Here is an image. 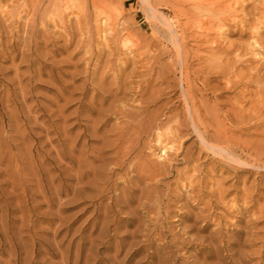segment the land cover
Masks as SVG:
<instances>
[{"label":"rangeland","instance_id":"obj_1","mask_svg":"<svg viewBox=\"0 0 264 264\" xmlns=\"http://www.w3.org/2000/svg\"><path fill=\"white\" fill-rule=\"evenodd\" d=\"M0 1V20L8 19L5 12L12 8ZM71 1L44 0L43 6L60 2L65 10ZM181 1L76 0L71 10L52 14L56 20L47 15L46 25L39 24L31 61L23 62L16 51L13 60L12 49L0 46L6 50H0V264H264V126L259 123L264 117L249 112L260 83L247 84L258 70L264 72L262 5L260 0H202L212 12L203 11L193 23L180 10L194 3ZM172 32L186 34L191 71L214 56L209 47L233 50L230 78L237 87L227 90L228 78L211 73L192 83L202 88L210 108L226 102L222 113L230 108L229 97H245L241 114L248 111L249 122L232 127L239 138L230 146L233 155L207 150L196 162L187 160L199 149L193 130L182 147L179 141L155 142L176 123L160 117L159 128L133 134L136 147L128 141L133 151L122 166L115 165L122 146L117 139L130 119L116 111L123 101L139 105L141 97H153L149 114L157 106L168 115L184 111L182 56ZM175 145L181 147L178 157L167 161V171H158L167 157L164 149ZM137 153L145 162L140 164L156 172L153 179L145 170L143 175L142 169L132 170Z\"/></svg>","mask_w":264,"mask_h":264},{"label":"bare ground","instance_id":"obj_2","mask_svg":"<svg viewBox=\"0 0 264 264\" xmlns=\"http://www.w3.org/2000/svg\"><path fill=\"white\" fill-rule=\"evenodd\" d=\"M6 2H8V4H7V7H8V9L9 8H12V9H9L7 12H5L9 17H8V19H3L2 18V20H0V46H5V48L7 49V50H9V49H12L11 51H12V58H13V60L16 58V55L14 54V51H16V52H20L21 53V59H22V61L24 62V61H27V62H29V61H31V59H32V57H33V54H34V51H35V49L37 50V46L39 45V41H38V32L39 31H41V30H39V24L41 25V26H43V25H46L45 23V19H47L46 18V16L47 15H49L48 16V19L50 20V18H51V20L52 19H55V14H56V16H57V14H59L60 13V11L62 12V13H64V11L65 10H67V8H69L68 6L70 5H72L73 3H75V1L76 0H69V1H71V3H69V5L67 6V8L65 9V10H63V9H61V4H59L60 2H56L55 3V6H53L52 5V7L51 8H48V7H45L46 5H48L49 6V4H45V6H43V2H44V0H5ZM48 1H51V0H48ZM67 1V0H66ZM87 1H90V0H87ZM93 1V0H92ZM95 1V0H94ZM148 2H149V0H147ZM178 1H180V0H178ZM192 2V3H194V8H190V7H187V9L185 10V8H182V6H181V9L183 10H180L181 12H183V13H185V15H187L188 17H190V19L192 18L193 20H194V22L193 23H195V19L194 18H196V20H197V17H195V16H197L198 15V18H199V16H200V14L201 15H204V13L202 14V12L203 11H207V10H209V4H207L208 6H206L208 9H206V7L204 6V1L202 2V0H182L181 2ZM1 2V1H0ZM46 2H47V0H46ZM106 2V1H105ZM147 2V3H148ZM190 2V3H191ZM213 2H215V1H213ZM213 2H212V4H213ZM68 3V2H67ZM89 3V2H88ZM88 3H87V5H88ZM96 3V2H95ZM189 3V4H190ZM192 3H191V5H192ZM209 3V2H208ZM217 3V2H216ZM66 4V3H65ZM90 4V3H89ZM155 4V3H154ZM153 4V5H154ZM188 4V5H189ZM196 4V5H195ZM95 5V4H94ZM147 5H149V4H147ZM206 5V4H205ZM214 6H215V3L213 4ZM260 5H262L261 6V10H263L262 11V14L261 15H263L264 14V0H260ZM97 6V5H96ZM216 6H217V4H216ZM45 7V8H44ZM75 7V6H74ZM205 7V8H204ZM212 7V6H211ZM178 8V7H177ZM176 8V9H177ZM190 8V9H189ZM216 7H214V9H215ZM259 8V7H258ZM70 10H71V7L69 8ZM74 9V8H73ZM72 9V10H73ZM152 9V8H151ZM180 9V8H179ZM205 9V10H204ZM213 8H211V10H212ZM1 10V9H0ZM13 10H16V11H18V14H19V16L17 17L16 15V17L15 16H13L14 15V13H13ZM77 10V9H76ZM84 10V9H83ZM178 10V9H177ZM211 10H209V11H211ZM256 10V9H255ZM149 11V10H148ZM257 11H258V9H257ZM260 11V10H259ZM72 12H74V10L72 11ZM151 12H152V10H151ZM212 12V11H211ZM215 12H217V11H215ZM4 13V14H5ZM13 13V14H12ZM55 13V14H54ZM77 13V12H76ZM214 13V12H213ZM258 13V12H257ZM16 14V13H15ZM52 14H54V15H52ZM68 14V13H67ZM154 14V13H153ZM182 14V13H181ZM211 15H208L209 17L210 16H212L213 14L212 13H210ZM6 15V16H7ZM11 15L13 16V17H15V18H11L10 19V17H11ZM160 15V14H159ZM54 16V17H53ZM62 16V15H61ZM205 16V15H204ZM207 16V17H208ZM252 16H253V14H252ZM259 16V15H258ZM264 16V15H263ZM58 17V16H57ZM63 17V16H62ZM62 17H59V18H62ZM161 17H162V15H161ZM216 17V16H215ZM255 17V16H254ZM257 17V16H256ZM58 18V19H59ZM64 18V17H63ZM163 18V17H162ZM200 18H202L201 16H200ZM200 18H199V20H200ZM247 18V17H246ZM57 19V20H58ZM168 19V18H167ZM204 19V18H203ZM203 19H202V22H203ZM222 19V18H221ZM255 19V18H254ZM24 21V25H23V27L22 28H20L19 26H21V24H19L21 21ZM56 20V19H55ZM60 20V19H59ZM193 20H188L187 22H189V21H193ZM252 20V19H251ZM160 21H161V19H160ZM170 21V20H169ZM204 21H206V19L204 20ZM223 21H224V19H223ZM47 22H50V21H48L47 20ZM171 22V21H170ZM199 22V21H198ZM201 22V28H203L202 27V23ZM22 23V22H21ZM206 23V22H205ZM222 23V22H221ZM182 24V23H181ZM197 24V23H196ZM199 25H197L199 28H200V22L198 23ZM172 25V24H171ZM186 25V24H185ZM187 25H190V26H192L193 24H190V23H187ZM186 25V26H187ZM221 25V24H220ZM8 26H10V28L9 29H11V27L13 26L14 27V29H13V31H8L9 29H8ZM190 26H189V28H190ZM194 26H196L195 24H194ZM197 27V28H198ZM46 28V27H45ZM171 28V27H170ZM188 28V27H187ZM186 28V29H187ZM8 29V30H7ZM41 29V28H40ZM44 29V28H43ZM185 29V30H186ZM210 29H212V28H210ZM12 30V29H11ZM45 30V29H44ZM173 30V29H172ZM179 30V29H178ZM177 30V31H178ZM200 30V29H199ZM202 30H204V29H202ZM187 31V30H186ZM190 31V30H189ZM198 31V29L195 31V32H197ZM206 31V30H205ZM45 32V31H44ZM168 32V31H167ZM182 32V31H181ZM194 32V31H193ZM199 32V31H198ZM164 33H166V32H164ZM180 33V32H179ZM205 33V32H204ZM204 33H200L201 34V36L199 35V34H196V35H198V37H200L199 39H201V37H203L202 35L204 34ZM47 34V33H46ZM168 34V33H167ZM182 33H180V35L179 34H174V32H172V40H173V42H174V45H175V47L178 49V51H179V53L181 54V56H182V68H181V82H180V84H181V87H182V92H183V94L180 96V98L182 99V101H184V104L182 105V107H184V111L182 110V112H179V113H175V114H169L168 115V113H166V112H164V109H162L161 110V108L162 107H156V109L155 108H153V110L151 109V113L149 114V112L147 113V111H148V109H149V107H150V105L152 104V103H155L152 99H153V97H152V93H151V97H152V99H150V97H149V99H142V97H141V101H140V99H138L140 102L138 103L139 105H134L133 103H130V102H126V101H123V105L122 106H118L119 108L116 110L118 113H120L124 118H130V119H127L126 120V122L124 123V124H122V125H124L123 126V129L125 128V131H122L121 130V134H120V136L118 137V139L117 140H119V142H120V144L122 143V146L121 145H118V143H116V141H115V143L119 146H117L118 147V151H116V153L117 154H115V162H114V164L115 165H118V166H122L124 163H125V161H126V158H127V156L129 155V151H130V153H131V151H133L132 149H133V144H137V140L135 141V143H133V141L131 140V139H133V136L135 135L134 133H137V134H139V132H141L142 131V133H143V131L144 132H148V131H151L152 129H155V128H159L158 127V122L157 121H159V120H161V118H167L169 121L168 122H170L171 120H173L174 118H175V126H173V128H171V130L170 131H168L167 133H165V132H163V133H159V137H157L156 139H157V141H155V142H157L158 143V145L159 146H161L160 144H164V143H162V142H165L166 141V145H168V141L169 142H175L176 143V141H179L180 142V146L182 145V144H184V141L182 140L183 138H184V136H186V135H189V134H191V131L193 130L194 132H195V134L197 135V137H198V139H199V144H198V142L197 141H195L194 143H195V147L197 148H199L198 149V153H197V155H195V153L193 152V151H190V154L187 156V160H188V158L190 157V158H192V159H195L196 158V160H194V161H196L197 162V160H199L200 159V156H201V154L203 153V152H205V151H207V150H212V151H215L216 152V154L217 153H219L218 155H219V157H220V154H222V153H226L228 156H231V155H233V151H235V147H230V146H232V144H233V142L235 141V139H239L238 137L237 138H235V134H234V132L233 131H236V130H234V129H232V127H237V126H239V125H241L242 123H243V125H241V126H243L244 127V122L245 121H248L249 119V116H247L246 114L248 113V115H250V113L249 112H255V113H253L254 115L256 114V118L257 117H264V72H262L261 70H258L254 75H252V77L248 80V85L249 86H251L250 84V82H252L253 83V81L254 82H258V83H260V85L258 86V88L256 89V91H255V93H253L254 95H255V97H257V99H255L254 100V96H253V105H251V106H253V111H250V109L252 110V107H250V109H249V112L247 111V113L246 114H241L242 112H243V109H244V104H243V102H245L246 100V98L245 97H243V96H241V95H237L238 96V98L237 99H232V98H234V97H232V98H230L229 97V99H227L228 100V102H229V104H230V108L229 109H227L224 113H222V112H219V108H221V107H224L223 105H225V103H223V101H221V102H215V104L212 106V108H210L209 106H208V103H206V102H208V100L207 101H204V100H206L207 99V97H205L206 99H204L203 100V96H204V94H203V91H202V88H200L199 86V89H195L193 86L195 85H193V81H192V78H197V77H199L200 75H203V74H205V73H211V74H218V75H221V76H223V78L225 77V78H228V79H226V80H228L227 82H228V84H227V87H226V89L228 90H230L231 88L233 89V86L234 87H237V85L235 86V82L233 83V81H232V79L230 78L232 75H231V73H232V68L230 67V65L232 64V62H234V60L231 62V60L233 59H231V54L233 53V50L230 48V47H227V48H223V47H221L220 45H217V46H215V47H212V48H210L209 47V50L210 51H212L213 52V57H208V58H206L205 56H208V55H203L204 57H205V59L202 61L203 63L201 64V66L200 67H198V68H196V69H194L193 68V71H191V69H190V63H189V60L188 59H191V57L189 58L188 57V54H187V51H186V43L183 41L185 38H184V36L186 35L185 34V32L183 33L184 34V36L183 35H181ZM194 34V33H193ZM192 34V35H193ZM209 35L210 33H208V31H207V33H205V36L206 35ZM103 35V34H102ZM196 35H194V36H196ZM97 36V35H96ZM210 36H211V34H210ZM105 37V36H104ZM168 38H169V35L167 36ZM191 37V36H190ZM191 38H193V37H191ZM195 38V37H194ZM194 38H193V40H194ZM104 39V38H103ZM197 38H195V40H196ZM170 40V39H169ZM210 40H211V38H209V36H206V41L207 42H210ZM217 40H219V39H217ZM258 40H259V38H258V35H257V38L255 39V43L256 44H258ZM213 41V40H212ZM211 41V42H212ZM215 41V40H214ZM213 41V42H214ZM187 42V41H186ZM206 42V43H207ZM217 42V41H216ZM219 42H221L220 40H219ZM194 43V42H193ZM260 43H262V42H260ZM21 44V45H20ZM187 44H189L188 42H187ZM243 44V43H242ZM196 45V44H195ZM221 45H222V42H221ZM209 46V45H208ZM214 46V45H213ZM223 46V45H222ZM188 47V46H187ZM246 49V48H245ZM1 51H4L5 49H2V47H1V49H0ZM6 51V50H5ZM4 51V52H5ZM193 50L191 49V52H192ZM195 51V50H194ZM197 51H199V50H197ZM246 51V50H245ZM15 52V53H16ZM162 52H164V51H162ZM102 53V52H101ZM194 53V52H193ZM178 54V53H177ZM238 54V53H237ZM17 55H18V53H17ZM100 55L101 54H99L98 56L100 57ZM212 55V54H211ZM19 56V57H20ZM158 56H160V55H158ZM192 56H194V55H192ZM196 57H197V59L196 60H199V59H201V58H203V57H201V55L199 54V53H197V55H196ZM220 57L221 58H227L228 59V62L227 63H222V61L220 60ZM241 57H242V55H241ZM144 58V57H143ZM18 59V58H17ZM147 59V58H146ZM194 59V58H193ZM211 59H215V60H211ZM89 60V59H88ZM118 60V59H117ZM192 60V59H191ZM110 61V60H109ZM146 61V60H145ZM200 61V60H199ZM149 61H147V63H148ZM152 62H153V60H152ZM240 62V61H239ZM142 63V62H141ZM146 63V62H145ZM199 64V63H198ZM19 65V64H18ZM116 65V64H115ZM236 65V64H235ZM143 66V65H142ZM162 66V65H161ZM165 66V65H164ZM160 67V66H159ZM176 67H177V65H176ZM238 67V66H237ZM118 68V67H117ZM121 68V67H120ZM174 69H176L175 67H174ZM111 70H112V68H111ZM117 71V70H116ZM119 71V70H118ZM174 71V70H173ZM176 71V70H175ZM109 72V71H108ZM144 72V71H143ZM145 72H146V70H145ZM144 72V73H145ZM148 72H151L150 70L148 71ZM170 73V72H169ZM249 73V72H248ZM158 74V73H157ZM162 74V73H161ZM171 74V73H170ZM116 75H117V73H116ZM167 75V74H166ZM235 75V74H234ZM117 76H119V74L117 75ZM136 76V75H135ZM155 76V75H154ZM159 76H161V75H159ZM211 76H213V75H211ZM171 77V76H170ZM201 77V76H200ZM116 78H118V77H116ZM169 78V77H168ZM209 78V77H208ZM120 79V78H119ZM122 80H119L121 83H124V82H122L123 81V79L124 78H121ZM160 79V78H159ZM172 79V78H171ZM171 79H169V80H171ZM180 79V78H179ZM242 79V78H241ZM126 80V79H125ZM161 80V79H160ZM165 80V79H164ZM173 80V79H172ZM199 80V79H198ZM205 80V79H204ZM243 80H245V79H243ZM159 81V80H158ZM166 81V80H165ZM115 82V81H114ZM139 82H141V81H139ZM154 82V81H153ZM159 82H161V81H159ZM178 82V81H177ZM178 82V83H179ZM193 82V83H192ZM203 82V81H202ZM201 82V83H202ZM208 82V81H207ZM243 82V81H242ZM246 82V81H245ZM170 83V82H169ZM172 83H173V81H172ZM201 83H199V84H201ZM120 84V83H119ZM119 84H118V87H119ZM159 84V83H158ZM163 84V83H162ZM174 84V83H173ZM208 84V83H207ZM122 85V84H121ZM129 85V84H128ZM175 85V84H174ZM197 85V84H196ZM124 86V85H123ZM138 86L139 87H141V85L140 84H138ZM149 86V85H148ZM153 86V85H152ZM173 86V85H172ZM177 86H179V84H177ZM176 86V87H177ZM204 86V85H203ZM202 86V87H203ZM239 86V85H238ZM246 86V85H245ZM122 87V86H121ZM136 87H137V85H136ZM144 87H146V86H144ZM144 87H143V89H142V91L144 90ZM175 87V86H174ZM198 87H196V88H198ZM122 88H124V87H122ZM204 88V87H203ZM212 88V87H211ZM210 88V89H211ZM249 88V87H248ZM137 89V88H136ZM151 89V88H150ZM153 89V88H152ZM177 89V88H176ZM175 89V90H176ZM180 89V88H179ZM217 89H219V88H217ZM217 89H214L215 91L217 90ZM231 89V90H232ZM236 89V88H235ZM111 90V89H110ZM109 90V91H110ZM119 90V89H118ZM145 90H146V88H145ZM149 90V89H148ZM147 90V91H148ZM181 90V89H180ZM207 90V89H206ZM112 91V90H111ZM110 91V92H111ZM146 91V92H147ZM157 91H158V89H157ZM164 91V90H163ZM246 91H248V90H246ZM152 92V91H151ZM155 92V91H154ZM250 91H248L247 93H249ZM222 93V92H221ZM245 93V92H244ZM140 94V93H139ZM157 94V93H156ZM214 94V93H213ZM250 94H252V91H251V93ZM143 96L145 95L144 94V92H143V94H142ZM141 95V96H142ZM222 94H217L216 95V98H219L220 96H221ZM235 95V96H236ZM206 96V95H205ZM247 96V95H246ZM179 97V96H178ZM117 98V97H116ZM155 98V97H154ZM209 98V97H208ZM251 99H252V95H251V97H250ZM135 99V98H134ZM156 99H157V97H156ZM249 99V98H248ZM247 99V101H249ZM118 100V99H117ZM129 100V99H128ZM131 100V99H130ZM180 100V99H179ZM116 101V100H115ZM120 101H122V100H120ZM134 101V100H133ZM255 101V102H254ZM138 102V101H137ZM179 102V101H178ZM227 102V103H228ZM251 102V101H250ZM115 103V102H114ZM247 103H249V102H247ZM116 104V103H115ZM117 104H118V102H117ZM120 104V103H119ZM122 104V103H121ZM165 104H167V103H165ZM182 104V103H181ZM180 104V105H181ZM168 105V104H167ZM166 105V106H167ZM179 105V104H178ZM116 106V105H115ZM159 106H161V105H159ZM162 106H164V104L162 105ZM166 106H164V107H166ZM226 106V105H225ZM98 108V107H97ZM167 108V107H166ZM180 111V110H179ZM171 112H173V110L171 111ZM170 112V113H171ZM187 112H188V115H187ZM244 113V112H243ZM149 114V115H148ZM155 114L156 115V117H154L153 115ZM150 115H152V117H154V118H152ZM167 115V116H166ZM246 115V116H245ZM161 117V118H160ZM254 116H252V118H253ZM254 117V118H255ZM246 118H247V120H246ZM251 118V116H250V119H252ZM256 118L254 119V120H256ZM258 118V119H259ZM171 119V120H170ZM253 120V119H252ZM262 120V119H261ZM263 122H259V123H261V125H263L264 126V120H262ZM174 122V121H173ZM249 122V121H248ZM247 122V123H248ZM259 123H258V125H259ZM250 124H252V123H250ZM249 124V125H250ZM255 124V123H254ZM121 125V124H120ZM160 126V125H159ZM253 126V125H252ZM251 126V127H252ZM133 127V128H132ZM250 127V128H251ZM260 127V126H259ZM262 127V126H261ZM118 128H119V126H118ZM117 128V129H118ZM126 128H127V130H126ZM242 128V127H241ZM256 128V127H255ZM236 129V128H235ZM246 129H248V127L246 128ZM159 130V129H158ZM117 131H119V129L117 130ZM157 131V130H156ZM155 130H154V132H156ZM161 131V130H160ZM192 131V132H193ZM240 131V130H239ZM133 132V133H132ZM193 132V133H194ZM120 133V132H119ZM142 133H141V135H142ZM237 133V132H236ZM134 134V135H133ZM157 134H158V132H157ZM144 135V134H143ZM148 135V134H147ZM150 135L152 136V134L150 133ZM150 135H149V139L151 138L150 137ZM154 135V134H153ZM237 135V134H236ZM137 136V135H136ZM158 136V135H157ZM135 137V136H134ZM147 137V136H146ZM240 137V136H239ZM137 138V137H136ZM139 138V137H138ZM141 139V138H140ZM140 139H138V141H140ZM148 139V140H149ZM246 140H248L247 138H245ZM125 140H127V141H125ZM142 140V139H141ZM129 141V143L131 144V141H132V145L130 146H128V142ZM143 141H145V139H143ZM147 141V140H146ZM146 141H145V143H146ZM118 142V141H117ZM236 142V141H235ZM72 143V142H71ZM127 143V146H125V144ZM140 143V142H139ZM171 143H170V145H171ZM178 143V142H177ZM176 143V144H177ZM136 144L134 145L135 147H136ZM141 144H142V142H141ZM173 144V143H172ZM236 144V143H235ZM172 146V145H171ZM176 146V145H175ZM179 145H177L176 146V148L174 147V148H167V149H164L165 150V152L163 153V155L164 156H167L166 158H167V160H166V158H165V161H160L161 162V164H160V166L158 167V165H156V163H154V165H156L158 168H157V170L158 171H161V170H163V171H167V169H168V166L170 165V164H168V162H171L170 160L173 158H177L178 157V155H179V152H180V148L182 147H180ZM116 147V148H117ZM135 147H134V150H135ZM145 147V146H144ZM151 147V146H150ZM157 147V146H156ZM162 147H164V146H162ZM163 149V148H162ZM142 150V152L144 151V149H141ZM197 150V149H196ZM162 151V150H161ZM211 151V152H212ZM256 151V150H255ZM258 151V150H257ZM141 153V152H140ZM214 153V152H213ZM236 153V152H235ZM135 155V154H134ZM217 155V156H218ZM142 156V155H141ZM225 156V155H224ZM184 157V156H183ZM235 157H237L236 156V154H235V156H234V158ZM145 158H147V157H145ZM182 158V157H181ZM227 158V157H226ZM230 158V157H229ZM246 158V157H245ZM184 159H185V157H184ZM191 159V160H192ZM238 159V158H237ZM139 160H141L140 159V156H139V153H137L135 156H134V158H133V160H131L132 162H133V165L131 166L132 167V170H136V169H142L143 170V172H141L140 174H142V173H144V170L146 171L145 173H147V176H148V178L150 177L151 179H153L154 177V173H156L151 167L150 168H148L145 164H140L141 162H142V160H141V162H139ZM147 160V159H146ZM231 160V159H230ZM236 160V159H235ZM240 160V159H239ZM131 161H129V162H131ZM168 161V162H167ZM190 161V160H189ZM233 161V160H232ZM231 161V162H232ZM238 161V160H237ZM127 162V161H126ZM131 162V163H132ZM195 162V163H196ZM142 163H145L144 161L142 162ZM238 163V165H239V161L237 162ZM242 165H243V163L244 164H246V161L245 162H243V160H242ZM153 164V163H152ZM235 164H236V162H235ZM105 165H106V163H105ZM151 165V164H150ZM103 166V165H102ZM101 166V167H102ZM128 166H130V165H128ZM247 166V165H246ZM100 168V167H99ZM103 168H105V167H103ZM153 168L154 169H156V167H154L153 166ZM152 169V170H151ZM105 170V169H104ZM131 170V171H132ZM141 170V171H142ZM152 171V173H149V172H151ZM137 171V170H136ZM149 171V172H148ZM153 171H154V173H153ZM163 171H161L162 173H163ZM110 172V171H109ZM143 175V174H142ZM161 175V174H160ZM145 176H146V174H145ZM156 176H158V175H156ZM144 177V176H143ZM159 177V176H158ZM147 178V177H146ZM156 178V177H155ZM152 203V202H151ZM158 213V212H157ZM153 221V220H152ZM146 235V234H145Z\"/></svg>","mask_w":264,"mask_h":264}]
</instances>
